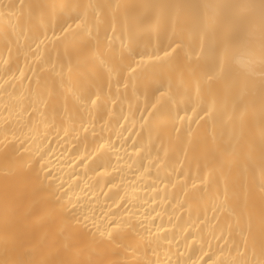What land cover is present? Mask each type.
<instances>
[{
	"label": "bare ground",
	"instance_id": "obj_1",
	"mask_svg": "<svg viewBox=\"0 0 264 264\" xmlns=\"http://www.w3.org/2000/svg\"><path fill=\"white\" fill-rule=\"evenodd\" d=\"M0 264H264V0H0Z\"/></svg>",
	"mask_w": 264,
	"mask_h": 264
}]
</instances>
